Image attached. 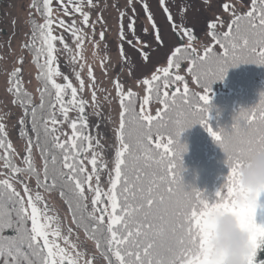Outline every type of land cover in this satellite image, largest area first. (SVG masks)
<instances>
[{
    "label": "snow or ice",
    "instance_id": "snow-or-ice-1",
    "mask_svg": "<svg viewBox=\"0 0 264 264\" xmlns=\"http://www.w3.org/2000/svg\"><path fill=\"white\" fill-rule=\"evenodd\" d=\"M164 2L165 0H160L162 6ZM88 3L91 4V0ZM29 7L35 8L44 17V22L37 24L31 18V12L29 13L32 42L23 45L25 48H33L37 34L42 40V47L36 49L33 57V62L40 70L37 79L43 82V87L38 89L41 93L39 107L43 109L45 106L44 94L51 96V89H55L56 101L67 120L69 108L65 106L64 93L66 89H70L72 99L69 103L78 106L80 125L86 127L83 115L86 101L77 100L78 89L67 76L63 77V84L57 83L54 78L61 73L58 65L53 66L56 60L53 42L58 37L52 32V0H42V3L32 0ZM144 9L156 30L157 42L162 44L147 4ZM223 9L225 12L231 9L232 19L228 22L227 29L222 33L215 30L216 20L219 19L217 17L216 20L209 21L207 33L213 45H218L221 51L217 52L213 45H208L204 47L202 54L198 53L192 45L195 37L191 30L183 28V35L188 37L189 43L176 47L167 58V66L157 68L151 78L138 81L145 86L139 112L134 106L137 94L131 89L123 91L119 81H114L121 110L116 129L114 167L111 169L106 191L101 190L99 170L107 166L103 162L98 164L97 154L93 151L88 160L92 166L91 172L85 167L84 160L87 157L81 158V155L91 150L93 145L90 136H84L77 130L76 120L71 122L72 135L65 141L52 136L56 128H50L45 120L44 141L41 144L37 108H31L32 130L37 132L36 147L43 160V180L31 157L32 140H28L23 157L25 167L16 166L10 156V150L14 151L12 144L6 143L5 125L0 123V148H4L0 158L4 160L3 166L9 168L12 174L11 178L7 174H0L5 175L4 179H0V257L3 258V264H80L83 256V253L75 250L69 236L62 234L58 224L56 227L52 226L55 218L47 214L46 202L43 211L38 206V202L43 201L39 192L33 196L24 180L18 181L22 184L23 195L16 190L12 180L16 179L18 173L34 177L38 188H61L60 195L66 198L73 223L83 227L85 233H90L91 238L96 240V247L101 250L107 264H223V260L214 256L209 249V239L214 228L213 217L219 212L233 214L239 227L248 233L245 264H264V259L258 258V254L264 252V225L255 221L257 200L264 188L246 190L237 180L239 169L246 160L257 151H264V92L260 93L258 104L240 108L232 117L229 127L213 128L209 123L211 85L217 80L222 81L229 67L241 63L264 65V0H250L248 10L242 14H237L234 6L228 3L223 4ZM74 10L81 12L83 23L87 25L89 13L82 12L79 4L74 5ZM164 11L168 13L167 7ZM168 20H173L170 13ZM63 24L64 21L60 20L59 25ZM133 24L134 22L129 23L128 27L132 29ZM176 27L173 24V28ZM75 31L73 28L74 34ZM100 35L103 39V32ZM121 36L123 37V32ZM59 39L63 43L62 37ZM77 39V49H80L83 40L80 37ZM45 51L46 59L41 64L39 54ZM120 54L123 57L122 47ZM141 54L145 60L148 59L147 53L141 51ZM181 60L189 61L187 72L202 91H193L183 75L172 71L181 67ZM19 63L23 64L22 57ZM21 72V67L12 70L7 91L15 94L13 103L18 99L26 116L28 105L32 101L30 94L22 91V82L17 78ZM88 76L94 79L91 66ZM76 78L80 84L79 90L83 91L84 81L78 72ZM178 82L183 87L173 88ZM95 99L93 92V100ZM153 99L161 105L154 115L149 110ZM51 107L54 109L55 104H51ZM49 119L52 125L60 123L54 114H50ZM19 123L24 124V117H21ZM197 123L223 150L228 166L226 182L216 191V198L212 202H209L201 190L186 188L181 175L182 153L186 151V145L181 143L180 136ZM23 135L21 129V136ZM85 141L88 142L87 148L84 147ZM54 149H59L63 156L62 161H58L56 155H51L53 167L50 172L48 155ZM58 163L62 167L57 168ZM93 179L96 181L95 187ZM85 186L87 191L94 193L91 200L93 212L87 217L83 214ZM9 204L11 208L8 207ZM13 213L15 220L12 218ZM4 229L12 230L15 234L4 236ZM68 231L70 233L72 229L69 228ZM61 240L73 251L62 246ZM84 264H93V261L90 258Z\"/></svg>",
    "mask_w": 264,
    "mask_h": 264
},
{
    "label": "rangeland",
    "instance_id": "rangeland-1",
    "mask_svg": "<svg viewBox=\"0 0 264 264\" xmlns=\"http://www.w3.org/2000/svg\"><path fill=\"white\" fill-rule=\"evenodd\" d=\"M32 0H0V123L5 125L7 133L6 143L10 142L14 151L10 150L12 163L18 167H25L23 157L26 154L28 140H32L31 157L38 172L43 179V165L39 158L40 151L36 147V134L29 123V116L24 114L19 100L14 93L7 91L9 87L10 73L16 67H21L22 72L18 79L22 82V91L33 93L31 97L34 105L38 100V88L41 80L37 79L40 71L33 62L36 55V49L42 47V41L37 34L35 46L25 48L23 45L32 42V26L29 24V13L31 18L37 24L44 22V17L35 8H30ZM40 3V0H38ZM233 5L237 14H242L248 10L250 0H165L162 6L160 0H52L54 21L52 25L53 35L58 37L53 43L55 45L54 55L56 60L54 67L58 65L61 75L54 77L57 83H65L64 76H67L72 85L78 89L77 100L86 101L84 117L87 122L88 136L91 137L93 148L85 153L87 159L84 165L91 172V159L93 151L97 154L98 164H106L105 169L99 170L100 187L106 191L110 183V172L114 167V153L117 147L116 129L119 126V97L117 96L114 81H119L123 91L131 89L138 95V110L143 96L145 95V86L138 83L144 78H151L157 68L167 66V58L180 44L187 45L189 39L183 35V28L191 30L195 37L192 41L198 53L202 54L204 47L212 45V39L207 35L209 21L216 20V31L223 32L227 29L228 22L232 19L231 9L225 12L223 4ZM79 4L82 12L89 13L87 25L83 23L81 12L74 10V5ZM147 4L148 12L151 13L153 20L159 30V35L163 43L156 40V30L148 20V14L145 12L144 5ZM167 7L168 13L164 8ZM65 8L67 12H65ZM123 13V15H121ZM171 14L173 20H168V14ZM63 20V26L59 21ZM134 22L133 28L128 27L129 23ZM173 24L177 27L173 28ZM73 28L76 30L73 33ZM103 32V39H101ZM123 32V37L121 36ZM62 37L63 43L59 39ZM77 37L82 38L83 43L80 49H77L79 43ZM67 45V48H65ZM123 48V57L120 54ZM141 51L147 53L148 59L145 60ZM23 58V64L19 63ZM46 59V51L39 54V63L43 64ZM189 61L183 60L182 66H188ZM89 66L92 68L94 79L88 76ZM80 74L84 81V89L80 91V84L76 78V73ZM176 74L186 75V70L175 69ZM159 74V73H158ZM13 78V79H17ZM202 91V90H199ZM95 92V101L93 100ZM70 98L72 99L71 95ZM159 103L153 102L149 105V110L154 115L160 108ZM59 108V103H56ZM139 112V111H138ZM62 113V112H61ZM80 112L78 106L71 104L68 111V119L65 120L63 114L60 123L52 125L51 120L44 119L38 129L41 132V144L44 141L43 122L48 121V126L55 127L54 132L57 136L67 140L72 134L71 122L76 120L80 122ZM21 117H24V124L19 123ZM21 129L24 135L21 136ZM61 139V140H62ZM97 140L99 144H97ZM88 146V142H87ZM86 146V148H87ZM4 148H0V157H2ZM4 160L0 158V174H7L11 178V170L5 168ZM5 175H0L4 179ZM19 180L27 182L33 196L37 192L43 197L38 206L44 209V203L47 204V214L55 219L52 226L59 225L62 234L68 235L71 244L75 245V250L83 253L80 264L92 259L93 264H107L101 252L97 249L96 243L88 238L83 231L74 227L70 216L61 197L54 191H46L42 187L38 188L34 177L27 173L16 174V179L12 183L17 191L23 195L22 184ZM95 187L96 181H92ZM94 193L87 191L85 186V195L87 209L93 212L91 203ZM99 215V213H98ZM69 228L72 231L69 233ZM62 246L68 247L69 251L73 249L60 241Z\"/></svg>",
    "mask_w": 264,
    "mask_h": 264
},
{
    "label": "trees",
    "instance_id": "trees-1",
    "mask_svg": "<svg viewBox=\"0 0 264 264\" xmlns=\"http://www.w3.org/2000/svg\"><path fill=\"white\" fill-rule=\"evenodd\" d=\"M213 45V44H212ZM184 46V45H180ZM217 52L221 51L218 45H213ZM183 60H181L182 62ZM181 67H183L181 65ZM188 68V67H187ZM175 73V68L172 69ZM188 73V72H187ZM189 74V73H188ZM190 78L185 77L189 87L193 91H199L200 89L192 80L191 74ZM43 87V82L41 80V86ZM174 87H183L181 83H177ZM212 91L211 96V108H210V120L209 123L216 128L229 127L232 123V117L239 111L240 108H250L255 104L259 103L260 93L264 92V65H256L253 63H241L235 67H229L227 69L226 75L223 80H217L211 85ZM171 91V89H169ZM71 95L70 89H66L64 93V103L65 106L69 107V98ZM41 93L38 91V100L34 102V105L28 106V116L29 123L32 125V115L31 108L35 106L37 108V124L44 120L49 119L50 114H54L56 119L60 115L56 112V109L51 107V104L58 103L55 97V89H51V96L47 93L44 94V108L41 109L40 105ZM138 97L135 98V109L138 112ZM153 99L151 102H156ZM50 120V119H49ZM77 130L86 136V127H81L77 125ZM39 131V135H40ZM54 136V134H52ZM37 137V134H36ZM44 137V134H43ZM51 139V137H49ZM41 140V138H40ZM62 141V140H61ZM181 143L186 145V151L182 153V166L183 171L181 173L183 183L186 188L195 187L201 190V192L208 198L209 202H212L216 198V191L222 188V185L226 182V177L228 174V166L225 163L226 157L223 150L219 145L214 142L212 137L207 131L200 125L194 124L190 128H187L180 136ZM79 143V141H78ZM85 143V142H84ZM85 147V145H84ZM57 156L58 161H62L63 154L59 149L52 150L51 154L48 155L49 169L52 170L51 155ZM83 154V153H82ZM41 157V153H40ZM82 157V155H81ZM42 159V157H41ZM43 165V160H42ZM57 168L62 167L61 163L56 165ZM67 171V170H65ZM41 180H43L41 178ZM49 184L51 179H49ZM43 188V187H42ZM46 190L45 188H43ZM57 192L59 197H61V188L57 186L51 190ZM65 207L73 221L72 213L69 211V206L66 203V198L61 197ZM85 207L83 208V214L85 217L89 214L87 209L86 200L83 201ZM11 208V204L8 205ZM13 220H15V214L12 215ZM77 218H79V213H77ZM255 221L257 224L264 225V192L260 194L257 200V208L255 212ZM77 228L84 230L83 227L78 226L74 223ZM28 227L30 228V221L28 222ZM4 236L14 235V231L9 229H4ZM92 241L96 243V240L91 238V234H86ZM100 252L101 250L98 249ZM25 251H27L25 246ZM259 259H264V252L258 254ZM0 264H3V258L0 257Z\"/></svg>",
    "mask_w": 264,
    "mask_h": 264
},
{
    "label": "clouds",
    "instance_id": "clouds-1",
    "mask_svg": "<svg viewBox=\"0 0 264 264\" xmlns=\"http://www.w3.org/2000/svg\"><path fill=\"white\" fill-rule=\"evenodd\" d=\"M238 183L246 190L264 188V151L251 155L239 169ZM214 228L209 239V249L223 264H245L248 252V233L242 230L236 217L219 212L213 217Z\"/></svg>",
    "mask_w": 264,
    "mask_h": 264
}]
</instances>
